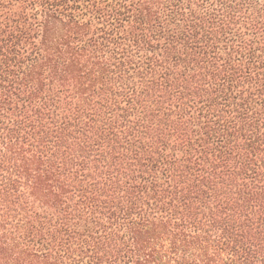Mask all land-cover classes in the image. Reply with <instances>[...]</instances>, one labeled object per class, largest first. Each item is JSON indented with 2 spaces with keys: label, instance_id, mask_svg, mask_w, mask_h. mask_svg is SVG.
<instances>
[{
  "label": "trees",
  "instance_id": "trees-1",
  "mask_svg": "<svg viewBox=\"0 0 264 264\" xmlns=\"http://www.w3.org/2000/svg\"><path fill=\"white\" fill-rule=\"evenodd\" d=\"M0 264H264V0H0Z\"/></svg>",
  "mask_w": 264,
  "mask_h": 264
}]
</instances>
